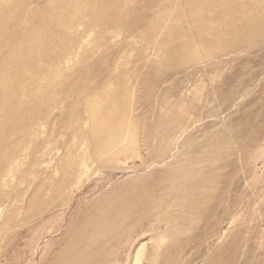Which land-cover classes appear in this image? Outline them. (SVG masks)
Segmentation results:
<instances>
[{"label":"rangeland","instance_id":"374dc122","mask_svg":"<svg viewBox=\"0 0 264 264\" xmlns=\"http://www.w3.org/2000/svg\"><path fill=\"white\" fill-rule=\"evenodd\" d=\"M200 1L0 0V264H264V0Z\"/></svg>","mask_w":264,"mask_h":264},{"label":"bare ground","instance_id":"6f19581e","mask_svg":"<svg viewBox=\"0 0 264 264\" xmlns=\"http://www.w3.org/2000/svg\"><path fill=\"white\" fill-rule=\"evenodd\" d=\"M252 1V0H251ZM247 2H248V0H226V1H224V2H222V1H219V0H210L209 2H204V3H202V1H200V3H198V8H200L199 9V13H200V16H202V17H205V16H207V15H209L208 13L209 12H213L215 9H218V8H220V7H222V6H225V7H227V6H229L230 7V9L231 8H233L234 10L233 11H231V12H233V14L234 15H236L241 9H243L244 7H246V9H247ZM250 2V1H249ZM260 3V2H259ZM255 6V5H254ZM258 6H261L260 4L258 5ZM255 9V8H254ZM254 11H257L258 12V14L261 16H264V12L262 11V9H259L258 8V10H253V12ZM237 12V13H236ZM72 17V16H71ZM179 17V16H178ZM65 18V17H64ZM188 21V20H187ZM223 22H225V21H223ZM192 23V22H191ZM227 23V22H226ZM211 25V24H210ZM219 25V24H218ZM220 26V25H219ZM217 27V26H216ZM209 29H211V28H209ZM189 30H190V28H189ZM191 31V30H190ZM190 31H189V33H190ZM186 32V31H185ZM210 32H212V33H217V32H219V30H217V29H214L213 28V30L211 29L210 30ZM194 33H196V32H194ZM185 34H188V32H186ZM191 34H192V32H191ZM236 35V34H235ZM195 36H197V35H193L192 36V38H190V39H192V42H194L195 43V39H197V38H195ZM208 36V35H207ZM188 37V36H187ZM206 38V37H205ZM237 38H238V36H237ZM241 39V38H240ZM204 40V39H203ZM187 41V40H186ZM198 41V40H197ZM207 41V40H206ZM209 41V40H208ZM211 42V41H210ZM168 43H169V41H168ZM199 45V44H198ZM240 45V44H239ZM195 46H197V44L195 43ZM192 47H194V46H192ZM192 47H185V48H183L187 53H191V54H193L192 52L193 51H195L196 50V48H192ZM239 47V46H238ZM47 48V47H46ZM181 48L180 47H178L177 48V50H180ZM214 51H215V49H213ZM203 51H204V49H203ZM211 52H212V50H211ZM197 54V53H196ZM187 67V66H186ZM103 132V131H102Z\"/></svg>","mask_w":264,"mask_h":264}]
</instances>
